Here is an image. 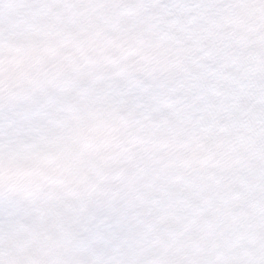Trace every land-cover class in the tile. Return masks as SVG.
Masks as SVG:
<instances>
[{"label": "snow or ice", "instance_id": "1", "mask_svg": "<svg viewBox=\"0 0 264 264\" xmlns=\"http://www.w3.org/2000/svg\"><path fill=\"white\" fill-rule=\"evenodd\" d=\"M0 264H264V0H0Z\"/></svg>", "mask_w": 264, "mask_h": 264}]
</instances>
